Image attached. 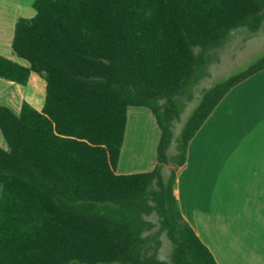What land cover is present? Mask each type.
<instances>
[{
  "label": "trees",
  "instance_id": "obj_1",
  "mask_svg": "<svg viewBox=\"0 0 264 264\" xmlns=\"http://www.w3.org/2000/svg\"><path fill=\"white\" fill-rule=\"evenodd\" d=\"M0 54V76L46 80L42 110L0 104V264H218L175 193L190 141L225 94L264 69V53L204 90L177 124L184 95L231 31H258L264 0H35ZM130 106L162 134L157 164L119 174ZM156 215L158 222L151 216ZM165 234L170 259L160 258Z\"/></svg>",
  "mask_w": 264,
  "mask_h": 264
},
{
  "label": "crops",
  "instance_id": "obj_2",
  "mask_svg": "<svg viewBox=\"0 0 264 264\" xmlns=\"http://www.w3.org/2000/svg\"><path fill=\"white\" fill-rule=\"evenodd\" d=\"M34 1L0 0V54L25 63L12 42L17 21L36 15ZM262 74L264 69L225 94L190 141L187 162L177 173L180 211L218 264H264V119L255 120L231 100ZM45 99L42 75L32 72L26 85L0 76V104L16 113L24 102L42 110ZM161 134L149 107L130 106L117 173L153 170ZM0 146L8 148L1 129Z\"/></svg>",
  "mask_w": 264,
  "mask_h": 264
},
{
  "label": "rangeland",
  "instance_id": "obj_3",
  "mask_svg": "<svg viewBox=\"0 0 264 264\" xmlns=\"http://www.w3.org/2000/svg\"><path fill=\"white\" fill-rule=\"evenodd\" d=\"M263 53L264 23L258 31H251L247 28L231 31L226 42L221 47L210 51L211 59L205 65L201 78L193 85L191 91L184 95L185 108L181 121L177 124V131L180 130L184 121L198 104L205 89L243 70ZM231 100L242 103L255 120L264 119V74L258 76L250 83L247 82L246 86L240 88V90L238 89L233 93ZM150 218L158 222L156 215ZM160 239L162 244L159 249V256L168 260L172 254V242L165 234H161Z\"/></svg>",
  "mask_w": 264,
  "mask_h": 264
}]
</instances>
